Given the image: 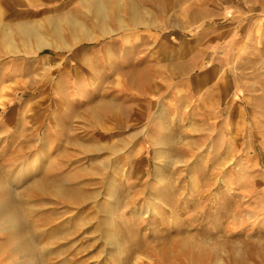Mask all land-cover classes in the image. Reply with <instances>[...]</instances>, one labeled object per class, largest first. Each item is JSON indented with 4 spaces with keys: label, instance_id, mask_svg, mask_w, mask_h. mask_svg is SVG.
Returning a JSON list of instances; mask_svg holds the SVG:
<instances>
[{
    "label": "rangeland",
    "instance_id": "374dc122",
    "mask_svg": "<svg viewBox=\"0 0 264 264\" xmlns=\"http://www.w3.org/2000/svg\"><path fill=\"white\" fill-rule=\"evenodd\" d=\"M86 3L0 0V264H264V0Z\"/></svg>",
    "mask_w": 264,
    "mask_h": 264
},
{
    "label": "bare ground",
    "instance_id": "6f19581e",
    "mask_svg": "<svg viewBox=\"0 0 264 264\" xmlns=\"http://www.w3.org/2000/svg\"><path fill=\"white\" fill-rule=\"evenodd\" d=\"M86 3V8L88 10L93 11L97 15V20L103 15L106 14L107 11V6L105 4V0H85ZM130 11L133 16L134 22H139V23H144L146 22L147 19H152L149 14H147L148 17H142L140 14H137L134 10L136 9V5H129ZM117 22H119V25L121 26V23L123 22L120 18L117 19ZM58 24H64L67 29H70L74 34H81V35H88V30L84 27V24L82 21L78 20L77 18H59L57 20ZM60 29L61 27L58 26ZM105 28V27H103ZM107 29V28H106ZM18 30L21 32L22 36L26 38V43L28 46L32 47V42L35 41V45L37 48L42 47L46 44V41L38 35L32 27H26L24 26H19Z\"/></svg>",
    "mask_w": 264,
    "mask_h": 264
}]
</instances>
